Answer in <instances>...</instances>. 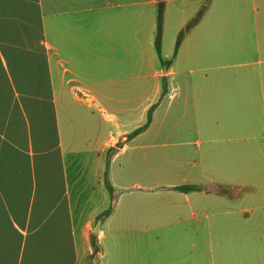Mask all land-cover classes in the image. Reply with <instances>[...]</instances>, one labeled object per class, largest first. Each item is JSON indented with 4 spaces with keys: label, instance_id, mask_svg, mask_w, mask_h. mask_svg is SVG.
Listing matches in <instances>:
<instances>
[{
    "label": "crops",
    "instance_id": "obj_1",
    "mask_svg": "<svg viewBox=\"0 0 264 264\" xmlns=\"http://www.w3.org/2000/svg\"><path fill=\"white\" fill-rule=\"evenodd\" d=\"M158 2L0 0V264H86L93 252L88 228L99 217V264H165L157 251L164 242L158 232L163 226L156 217L158 205L114 198L108 212L110 193L101 172L92 175L104 198L94 197L85 214L84 191L92 177L89 173L83 178L78 170L72 175L77 185L72 199L66 155L76 143L74 137L67 147L63 142L60 104L72 127L69 113L77 111L70 101L90 110L94 121L96 112L111 126L89 151L98 157L104 145L122 141L121 153L146 135L156 122L164 89L177 98L172 128L213 140V130L224 123L222 98L229 87L236 93L238 140L264 141V0H244L237 62L232 64L223 61L230 50L226 46L213 63L209 30L199 32L203 42H198L197 26L184 32L173 52L164 49L161 36L158 53ZM191 3L192 12L174 24L165 8L162 35L185 27L194 11ZM165 60L169 65H163ZM234 66L236 72L229 75L228 68ZM123 94L128 97H118ZM73 153L80 154L77 149ZM138 175L125 189L110 176L113 195L145 200L151 189L143 174ZM183 194L190 206L188 194ZM190 231L184 229L183 240L194 238ZM135 242H142L141 251L128 252ZM186 264H196L195 258Z\"/></svg>",
    "mask_w": 264,
    "mask_h": 264
},
{
    "label": "rangeland",
    "instance_id": "obj_2",
    "mask_svg": "<svg viewBox=\"0 0 264 264\" xmlns=\"http://www.w3.org/2000/svg\"><path fill=\"white\" fill-rule=\"evenodd\" d=\"M191 2L194 11L185 27L178 32L170 28L163 35L161 24L165 8L166 17L173 24L192 11L188 9L189 0H159L156 5V36L158 32L160 40L163 36L164 49L173 52L184 32L197 26L194 36L198 42H203L199 32L209 30L207 42L212 48L213 63L220 60L221 47L225 46L230 50L227 60L223 57V61L236 63L237 30L240 15L247 4L244 0ZM200 20L202 23L198 24ZM166 63L169 65L170 61L165 60L163 65ZM228 72L229 75L234 74L235 66L228 68ZM164 93L163 100H159L161 104L155 116L156 122L143 138L129 142V147L121 153L117 150L122 147L116 144L104 145L102 151H97L98 157H93L89 151L105 138L111 126H106L102 117L93 111L98 118L94 121L90 110L70 101L77 111L69 113L74 121L72 127L66 110L59 105L63 142L67 147L74 137L76 143L66 155L72 199L77 186L72 184V175L76 170L81 171L83 178L89 173L92 177L88 190L84 191L85 214L94 197L99 200L104 198L103 188L94 181L93 173L103 172V177H107L109 182L110 176L114 177L124 189L131 187V180L141 173L143 183L151 189L145 200L141 201L139 197L132 200L125 195L119 198V193L115 196L111 193L107 211L111 210L114 198L123 203L158 205L155 207L156 217L163 223L158 232L164 242L158 243L157 251L162 258L164 256L165 264H186L188 258H195L196 264H264V193L259 192V185L264 189V146H259L264 141L246 140L242 143L238 140L235 91L228 87L222 98L221 117L224 123L213 130L211 141L205 140L207 134L172 128L177 114V98L175 94H166V90ZM118 97L123 99L128 96L123 94ZM74 149L80 154L74 155ZM124 189L121 193L125 192ZM180 191L188 194L191 207ZM244 213L247 215L244 216ZM185 228H190L194 238L182 239ZM88 232L89 236L93 235L89 238L96 250L92 246L93 252L87 256L86 264H99L102 260L98 253L102 249L96 239L99 232H93L91 227ZM137 238L139 240L143 236ZM192 242L195 244L192 245ZM141 243H133L128 252L141 251Z\"/></svg>",
    "mask_w": 264,
    "mask_h": 264
},
{
    "label": "trees",
    "instance_id": "obj_3",
    "mask_svg": "<svg viewBox=\"0 0 264 264\" xmlns=\"http://www.w3.org/2000/svg\"><path fill=\"white\" fill-rule=\"evenodd\" d=\"M160 43H161V40H160V33L158 32V34H157V36H156V39H155V46H156V49H157L158 53H159V51H160ZM178 43H179V39H178V41H177V45H178ZM163 64H164V61H163ZM165 65H168V64L166 63ZM164 91H165V89H164ZM150 112H151V110H150ZM149 120H150V115H149ZM149 120H148V121H149ZM145 126H146V125L142 126L141 128H138V129L134 130L130 135H131V136L136 135V134L139 133V132L141 131V129H142L143 127H145ZM104 183H105V186H106L107 190H108L109 193L111 194V193H112V186H111V184H110V182H109V180H108L107 177H104ZM92 246H93V247L95 246L94 243H93V241H92ZM94 249H95V247H94ZM95 250H96V249H95Z\"/></svg>",
    "mask_w": 264,
    "mask_h": 264
},
{
    "label": "water",
    "instance_id": "obj_4",
    "mask_svg": "<svg viewBox=\"0 0 264 264\" xmlns=\"http://www.w3.org/2000/svg\"><path fill=\"white\" fill-rule=\"evenodd\" d=\"M163 69H164V71H166V67L165 66L163 67ZM87 100H90V98H87ZM122 145H123L122 141H120V142H118L116 144L117 147H122ZM245 215H247V214L245 213ZM101 222H102V218L101 217L96 219V222H95V224H94V226L92 228L93 232H99L100 231Z\"/></svg>",
    "mask_w": 264,
    "mask_h": 264
}]
</instances>
